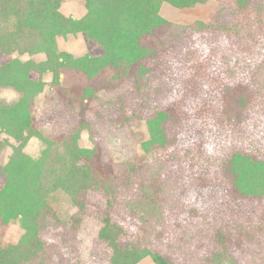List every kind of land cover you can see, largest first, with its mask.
<instances>
[{
	"label": "rangeland",
	"instance_id": "obj_1",
	"mask_svg": "<svg viewBox=\"0 0 264 264\" xmlns=\"http://www.w3.org/2000/svg\"><path fill=\"white\" fill-rule=\"evenodd\" d=\"M10 4L0 1V47L3 40H11L12 45L11 52L0 51V66L12 60L45 61V53L30 50V45L40 41L35 32L29 36L23 32L21 38H15L24 26L10 11ZM55 5L64 18L77 21L86 15L84 0H58ZM157 9L166 23L141 38L151 53L141 63L143 76L136 78L133 73L132 80L123 86L124 95H113L119 86L112 80V70L103 71L92 81L81 73L64 70L57 84L48 72L42 76L43 91L32 102V114L37 125L48 132L50 122L58 126L66 120L67 105L72 100L92 89L101 96H114L110 107L122 99L123 110L109 111L107 116L120 126L125 117L138 113L139 104L147 98L151 111H162L170 118L173 141L153 152L160 163H152L151 156L140 150L141 142L148 139L144 122L105 128L100 131V142L94 137L92 142L88 132H82L78 140L81 148L97 145L98 173L115 174L129 163L153 165L146 175L152 180L147 190L156 206L152 213L122 205V211L114 207L109 212L111 222L123 230L118 243L138 248L145 245L173 264H210L216 253L230 258L233 264H264V192L256 197L242 196L224 183L225 161L233 153L264 163L263 6L253 1L238 8L235 0H204L179 7L160 2ZM56 47L57 52L73 58L103 53L96 42L81 33L58 37ZM30 78L36 81L39 74L33 71ZM84 98L90 104L88 96ZM18 99L15 89H0V102L10 106ZM86 103H76V118L91 116L99 109L97 102L91 106ZM11 145L18 143L0 133L1 167L12 154ZM42 147L33 138L23 152L35 159ZM118 180L115 188L123 203L132 198L125 190L128 176L124 172ZM2 185L0 176V188ZM107 198L92 192L80 210L62 192L49 194L52 212L66 225L53 227L54 238L44 253L24 264H109L111 251L98 240ZM77 202H81L80 197ZM48 221L53 224L49 217ZM22 235L17 222L0 223L2 246L17 244ZM137 264L153 262L146 257Z\"/></svg>",
	"mask_w": 264,
	"mask_h": 264
},
{
	"label": "trees",
	"instance_id": "obj_2",
	"mask_svg": "<svg viewBox=\"0 0 264 264\" xmlns=\"http://www.w3.org/2000/svg\"><path fill=\"white\" fill-rule=\"evenodd\" d=\"M39 1L42 2L37 4L36 0H27L25 4L23 0L14 3L7 0L8 4L11 3L10 11L24 26V30L18 32L16 37H11L19 39L23 32L25 36L35 32L40 41L30 45V50L45 53L46 59L37 64L33 61L12 60L0 66V89L12 88L19 93L18 101L10 106L0 102V133L18 143L17 146L11 145L12 154L7 163L0 166V176L3 178L0 188V223L17 222L23 230L17 244L2 246L0 242V264H24L36 260L44 253L48 241L54 238L53 227L66 225L62 218L52 212L47 201L48 195L55 192H62L71 205L80 210L84 209L82 201L92 192H101L108 197L98 240L111 251L109 264H137L146 257L151 258L153 264H173L161 254L151 252L145 245L143 248L130 243L120 245L118 240L123 230L112 223L109 217L114 207L118 208L117 212L122 211L121 205L144 214L152 213L156 206L153 197L147 192L152 180L146 175L153 165L129 163L123 165L118 173L99 174L95 167L97 145L90 149L81 148L78 140L82 132H88L92 142L93 137L100 142V131L105 128L119 129L134 122H144L148 139L141 142L140 150L151 156L152 163H160L154 159L153 152L165 149L173 141L168 115L162 111H151L146 98L139 104L138 113L132 112L124 118L123 124L116 126L107 116L122 111L123 101L118 98L116 105L110 107V98L117 93L125 94L123 86L132 80L133 73L136 78L143 76L145 69L141 63L151 52L141 44V38L166 23L158 16V4L167 2L175 7L191 6L204 0H84L86 15L77 21L59 14V7L55 5L58 0ZM253 1L260 6L262 4L264 10V0H235V5L240 8ZM10 6L5 5L4 8ZM77 33L85 34L89 40L96 42L103 50L102 55L73 58L69 54L57 52L58 37ZM10 42H1L4 45L0 47L2 53L11 52ZM64 70L81 73L89 81L103 71L112 70V80L119 86V91L109 97L86 89L82 97L67 105L66 120L58 126L50 122L48 132H45L44 126L37 125L32 114V102L43 91L42 76L52 73L54 84H57ZM33 71L39 74L36 81L30 78ZM84 95L88 96L90 104L97 102L99 109L91 116L76 118L75 105L80 101L87 102ZM33 138L43 144L41 153L35 159L23 152ZM224 171L227 177L225 185L231 186L239 195L256 197L264 192V163L237 152L225 161ZM124 172L128 176L125 190L131 193L132 198L122 203L118 200L115 184ZM135 184H138L137 188ZM78 197L81 202H77ZM48 217L53 220V224L49 223ZM210 264L233 263L230 258L216 253L212 255Z\"/></svg>",
	"mask_w": 264,
	"mask_h": 264
}]
</instances>
